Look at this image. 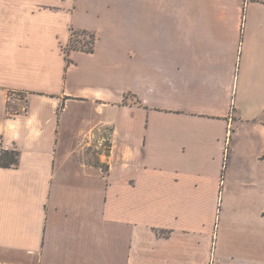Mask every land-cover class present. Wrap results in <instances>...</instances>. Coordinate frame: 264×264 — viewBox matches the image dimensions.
<instances>
[{
	"label": "crops",
	"instance_id": "1",
	"mask_svg": "<svg viewBox=\"0 0 264 264\" xmlns=\"http://www.w3.org/2000/svg\"><path fill=\"white\" fill-rule=\"evenodd\" d=\"M4 152L0 264H264V0H0Z\"/></svg>",
	"mask_w": 264,
	"mask_h": 264
},
{
	"label": "rangeland",
	"instance_id": "2",
	"mask_svg": "<svg viewBox=\"0 0 264 264\" xmlns=\"http://www.w3.org/2000/svg\"><path fill=\"white\" fill-rule=\"evenodd\" d=\"M246 1V0H244ZM75 42L74 45H76L79 48H84L88 49L91 46V40L88 36H82L78 35L75 37ZM22 98V97H21ZM126 99H132L131 95H128ZM26 101L22 102V105L25 107L26 106ZM13 111V110H11ZM86 118L84 119L85 121L92 120L94 117L93 112L90 110V108L87 109H80L78 106L72 105L70 106L69 110L66 111L65 117L69 118V125H71L70 129L73 130V132L77 129H85V126L88 129V132L86 134H82L77 141L86 146V144L90 145L91 148L94 149V152L96 151L101 152V153H108L110 151L111 144H110V131L112 130L111 127H105L99 125H95L92 123H89L88 125L86 122L83 120L84 116ZM80 123H78L80 120ZM77 123V124H76ZM68 128V127H67ZM95 129V130H94ZM98 129V130H97ZM102 129V130H101ZM90 130V131H89ZM101 130V131H99ZM66 129L65 125L62 128V137H61V143L62 146H64L67 143L68 137H66ZM73 141V139H71ZM97 148V149H96ZM96 149V150H95Z\"/></svg>",
	"mask_w": 264,
	"mask_h": 264
},
{
	"label": "trees",
	"instance_id": "3",
	"mask_svg": "<svg viewBox=\"0 0 264 264\" xmlns=\"http://www.w3.org/2000/svg\"><path fill=\"white\" fill-rule=\"evenodd\" d=\"M72 37H71V44L69 45V47L67 49H65V54H66V60L69 61V53L71 51H84V52H88L91 53L94 51V44H95V35L88 33L86 31H82V32H76L74 30H72ZM78 35H82V36H88L91 40V46L88 49H84V48H79L76 45H74L75 42V37ZM0 164L2 167H11L14 165H18V153L16 152H4L1 156V160H0Z\"/></svg>",
	"mask_w": 264,
	"mask_h": 264
}]
</instances>
